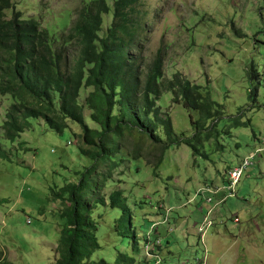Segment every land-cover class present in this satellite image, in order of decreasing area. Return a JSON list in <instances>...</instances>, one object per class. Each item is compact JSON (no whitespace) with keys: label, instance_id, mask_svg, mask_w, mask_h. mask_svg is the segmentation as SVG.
Instances as JSON below:
<instances>
[{"label":"rangeland","instance_id":"rangeland-1","mask_svg":"<svg viewBox=\"0 0 264 264\" xmlns=\"http://www.w3.org/2000/svg\"><path fill=\"white\" fill-rule=\"evenodd\" d=\"M11 1L24 18L59 32L69 26L81 0ZM113 2L108 0L109 6ZM135 8L141 11V35L149 40L148 59L162 49L166 78L181 73L202 86L220 116L202 131V137L211 132L212 138L197 154L181 144L171 146L160 165L151 157H117L118 167L101 194L108 200L121 189L131 213L95 210L101 248L91 262L114 264L119 252L134 256L133 230L137 264H147L145 244L157 240L163 264H264V0H139ZM110 20L105 17L102 32ZM90 90L83 88L79 97L94 127L85 105ZM11 102L0 94V124ZM158 105L177 135L197 133L198 112L175 103L169 92ZM28 120L14 141L0 132L5 153L0 158V251L10 264H53L65 221L62 200L53 193L77 183L93 160L80 152L79 123L69 120L57 132L40 118ZM248 157L252 163L231 191L229 173ZM98 171L102 181L109 166L100 163ZM206 218L211 225L202 242L198 228Z\"/></svg>","mask_w":264,"mask_h":264},{"label":"trees","instance_id":"trees-1","mask_svg":"<svg viewBox=\"0 0 264 264\" xmlns=\"http://www.w3.org/2000/svg\"><path fill=\"white\" fill-rule=\"evenodd\" d=\"M138 2L114 0L109 6L108 0H81L74 18H66L69 26L56 32V28H43L35 18H24L11 0H0V94L12 98L0 132L14 141L30 125L29 118H40L57 132H63L71 120L82 130L80 152L93 160L77 183H66L53 193L54 199L62 200L60 216L65 220L53 264H110L91 262L101 248L93 214L99 206L120 209L123 216L131 213L121 189L113 191L108 200L101 194L112 169L118 167L117 157H151L160 165L167 150L181 144L197 154L203 142L212 138L211 132L202 137V131L220 116L217 104L202 86L181 73L166 78L162 49L148 59L149 40L140 32ZM109 15L111 20L102 32ZM83 88H91L85 105L94 127L87 123L80 102ZM166 92L175 103L199 113L192 138L177 135L170 117L161 115L158 101ZM4 156L0 144V158ZM100 163L109 166L102 181ZM129 231L134 256L119 252L114 264H137L139 242L135 231ZM161 246L157 252L163 264ZM145 255L147 264L155 263L146 254V244ZM0 264H10L2 251Z\"/></svg>","mask_w":264,"mask_h":264},{"label":"built area","instance_id":"built-area-1","mask_svg":"<svg viewBox=\"0 0 264 264\" xmlns=\"http://www.w3.org/2000/svg\"><path fill=\"white\" fill-rule=\"evenodd\" d=\"M251 158H245L242 162H240V164L235 167L234 169H232L230 171V177H229V189H231L234 185H236L239 182V179L241 178V176L243 175L244 170H246L250 165H251ZM203 191V190H202ZM201 191V193H202ZM206 192H217V188L216 189H211V190H206ZM211 222L208 221V219L206 218L202 225L198 228V233L200 235V241L204 242V237L206 234L207 229L210 227ZM161 245L160 241L157 240V242L154 241H149V244H146V254L149 258H155L156 261L154 264H162V260L160 258V256L158 255L157 252V247ZM202 264H205V260L203 261Z\"/></svg>","mask_w":264,"mask_h":264},{"label":"crops","instance_id":"crops-1","mask_svg":"<svg viewBox=\"0 0 264 264\" xmlns=\"http://www.w3.org/2000/svg\"><path fill=\"white\" fill-rule=\"evenodd\" d=\"M170 242V241H169Z\"/></svg>","mask_w":264,"mask_h":264}]
</instances>
